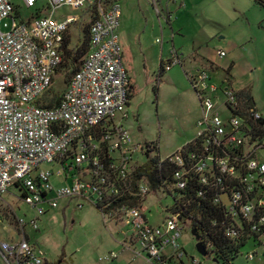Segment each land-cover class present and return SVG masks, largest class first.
Here are the masks:
<instances>
[{
	"label": "built area",
	"instance_id": "built-area-1",
	"mask_svg": "<svg viewBox=\"0 0 264 264\" xmlns=\"http://www.w3.org/2000/svg\"><path fill=\"white\" fill-rule=\"evenodd\" d=\"M20 2L21 6L0 0V26L4 18L11 21L7 32L0 27V201L15 187L19 198L35 209L36 217L29 221L16 218L19 238L2 244L4 261L47 264L45 251L27 238L25 229L39 230L38 217L68 197L90 201L108 223L128 225L133 257L145 263L217 264L210 255L200 254L204 261L187 256L179 238L189 224L178 211L167 210L160 225H150L142 212L147 196L159 191L152 189L145 175L136 177L144 162L135 156L146 155L147 148L145 143H134L122 124L128 118L133 84L124 66L118 32L120 2ZM64 7L80 10L82 15L62 13ZM24 9L32 12L24 14ZM155 11L159 13L156 6ZM82 19L88 24L89 49L75 70L68 69L65 88L50 106L44 98L53 77L64 71L67 54H74L81 45L71 46L73 26ZM218 54L226 55L223 50ZM175 63L179 58L174 52L163 70ZM191 79L201 108L195 135L188 141L194 147L185 151L186 142L160 157L159 165L176 166L170 189H185L190 175H196L200 184L209 187L198 196L216 190L213 202L223 206L231 220L226 235L248 237L246 243L252 241L264 250L263 117L255 103L226 81L211 82L208 69H197ZM55 175L66 183L53 185ZM132 199L139 203L130 204ZM255 256L252 251L246 259ZM117 257L115 252L108 255Z\"/></svg>",
	"mask_w": 264,
	"mask_h": 264
},
{
	"label": "rangeland",
	"instance_id": "rangeland-1",
	"mask_svg": "<svg viewBox=\"0 0 264 264\" xmlns=\"http://www.w3.org/2000/svg\"><path fill=\"white\" fill-rule=\"evenodd\" d=\"M12 1L21 6L20 0ZM118 1L121 5L118 32L123 62L133 84L128 118L122 124L134 143L156 142L158 155L165 157L194 137V123L201 116V108L191 78L201 62L219 66L234 62L237 64L232 71L234 86L253 87L255 96L264 104V7L256 0ZM31 12L23 10L27 15ZM66 12L82 15L80 10L62 8V13ZM10 24V19L4 18L0 26L2 32H7ZM85 25L86 20L82 19L73 26L71 46L77 42L82 44ZM156 39H162V42ZM219 50L226 55L219 56ZM174 52L179 63L164 70L158 78L160 61L164 66ZM261 63L263 69L259 71L256 67ZM65 72L59 71L53 77L44 101H51L53 95L64 90ZM211 74L214 83H220L224 76L218 71ZM219 112L223 117L224 108ZM156 154L153 151L135 157L141 163ZM260 156L264 160V150L260 151ZM51 180L55 186L66 183L56 175ZM19 195L18 189L11 187L2 196L0 251L2 243L17 240L14 233L16 218L29 221L36 217L35 209ZM78 204H81L80 208ZM172 205L170 195L161 191L150 193L142 205V212L150 225H160ZM38 225L39 230L30 226L25 230L30 241L45 251L48 264H125L130 261V264H149L132 259L131 253L123 249L124 239L132 234L130 227L124 223L106 222L88 200L64 197L56 208H47L46 213L38 217ZM179 243L188 257L203 260L195 248L190 227L182 229ZM135 247L138 248L137 244ZM252 251H256V256L246 259V254ZM110 252L117 253L118 257L108 258ZM0 264H6L1 253ZM229 264H264V250L248 241Z\"/></svg>",
	"mask_w": 264,
	"mask_h": 264
},
{
	"label": "trees",
	"instance_id": "trees-1",
	"mask_svg": "<svg viewBox=\"0 0 264 264\" xmlns=\"http://www.w3.org/2000/svg\"><path fill=\"white\" fill-rule=\"evenodd\" d=\"M256 1L261 5L264 4L262 0ZM34 12L37 13V9H35ZM84 32L85 36L80 47L76 49L74 54H67L63 69L66 71V76L63 79L65 84L67 82L66 78L70 75L68 69L75 70L80 60L89 49L88 24L85 25ZM163 71V63L160 61L158 78ZM240 93L244 95L249 102L254 103L248 91H240ZM60 94L52 96L49 103L50 106L57 102ZM261 121L264 122V118ZM193 145V143L188 142L184 146V150L191 151L194 147ZM145 146L147 148L146 155L153 151H156L157 154L153 157H147L146 161L137 168L135 173L136 177L145 175L152 189L170 195L173 198L171 211H178L183 221L188 222L190 230L196 231L199 235V240L206 246V255H210L215 259L217 264L219 262H222V264H229L240 254V249L246 244V239L248 237L243 236L232 239L226 235V230L231 220L224 207L213 202L216 190H210V192L198 196L197 194L201 189H207L209 187L200 184L196 175H190L192 179L186 183L185 189H170L169 186L172 185L173 181L172 172L176 169V166L168 162H164L162 166L159 165L160 156L158 155V145L156 142H146ZM138 203L139 201L137 199H132L130 201L132 205Z\"/></svg>",
	"mask_w": 264,
	"mask_h": 264
},
{
	"label": "crops",
	"instance_id": "crops-1",
	"mask_svg": "<svg viewBox=\"0 0 264 264\" xmlns=\"http://www.w3.org/2000/svg\"><path fill=\"white\" fill-rule=\"evenodd\" d=\"M259 4V3H258ZM260 6H262V7H264V4H259ZM263 64L261 63V64H259V65H257V67H256V69L257 70H262L263 69V66H262ZM215 66L217 67V68H215ZM237 66V64H235L234 62H230V64L229 65H226V66H219V65H215V64H212V63H210V62H207V63H205V62H201V66H200V68H206V69H208V71H209V74H210V77H211V73H213V74H216L217 73V71L218 72H220L221 73V75H224L223 77H222V80H221V82L220 83H222V81H226L225 82V84H229L230 86H232V87H234L236 90H239V91H241V92H245V91H248L249 93H250V95H251V97H252V99H253V102L255 103V105H256V107L258 108V110H259V112L261 113V115H262V117L264 118V104L262 103V102H259V100H258V96L256 97L255 96V94H254V91H253V87H251V86H249V85H247V86H239V87H235L234 86V76H233V73H232V71L234 70V68ZM214 68V69H213ZM220 69V70H219ZM228 71V72H227ZM220 83H218V84H220ZM131 100V99H130ZM199 118V116L197 117V119ZM197 119L195 120V123H196V121H197ZM195 123H194V127H195ZM195 135V134H194ZM193 139V138H192ZM191 140V139H190ZM190 140H188V141H190ZM187 141V142H188ZM185 144V143H184ZM183 144V145H184ZM3 203V200L1 199V201H0V204H2ZM115 224V223H114ZM15 235H16V239H18L19 238V235H18V233H17V231H16V228H15ZM25 233H26V230H25ZM26 236H27V238L30 240V238H29V236H28V234L26 233ZM128 239H124V241H123V243H122V245H123V249L124 250H126V251H129L130 253H131V255H132V259H138V260H141L142 261V263H145L141 258H139V257H136V258H134L133 257V253H132V251H131V247L129 246L130 245V243L127 241ZM3 244V243H2ZM126 245H128V247H126ZM6 263V262H5ZM46 263L48 264V262H47V260H46ZM130 263H131V261H130ZM7 264V263H6ZM126 264V263H125Z\"/></svg>",
	"mask_w": 264,
	"mask_h": 264
},
{
	"label": "water",
	"instance_id": "water-1",
	"mask_svg": "<svg viewBox=\"0 0 264 264\" xmlns=\"http://www.w3.org/2000/svg\"><path fill=\"white\" fill-rule=\"evenodd\" d=\"M191 234H192V236L194 237V239L196 241L195 248H196L197 252L199 254H201L202 256H205L206 255V251H205L203 243L199 240V235L196 233L195 230H192ZM213 260L215 261V259H213Z\"/></svg>",
	"mask_w": 264,
	"mask_h": 264
}]
</instances>
